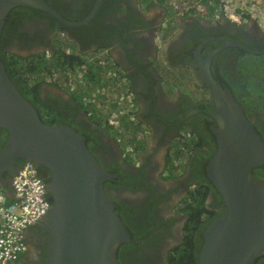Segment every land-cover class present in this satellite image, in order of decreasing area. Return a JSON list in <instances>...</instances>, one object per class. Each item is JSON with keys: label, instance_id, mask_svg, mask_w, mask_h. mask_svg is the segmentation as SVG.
I'll list each match as a JSON object with an SVG mask.
<instances>
[{"label": "flooded vegetation", "instance_id": "1", "mask_svg": "<svg viewBox=\"0 0 264 264\" xmlns=\"http://www.w3.org/2000/svg\"><path fill=\"white\" fill-rule=\"evenodd\" d=\"M43 1L64 21L76 22L89 15L97 0ZM202 1L198 3L201 10L180 13L173 7L175 0H102L94 18L80 27L68 26L50 13L25 5L13 7L4 19L0 39L3 63L11 54L22 61H32L41 57L58 59L66 53L86 62L108 65L114 56L116 65H112L125 77L132 103L138 109L139 127L147 132L141 134L146 137L140 142L142 149L134 148L132 152L124 147L127 141L122 143L119 136L125 135L127 129L120 123L115 128L105 114L98 122L93 120L83 103L49 80L38 86V101L26 98L44 123L64 124L83 135L102 170L114 175L103 182V189L115 203L114 211L129 234V241L117 248L119 264H170L169 252L183 241L187 220L184 201L190 192L198 191V196H202L199 188L207 190L203 203L211 215L194 232L197 255L204 240V228L225 209L223 198L206 170L216 150L217 126L207 113L214 110V104L200 64L211 53V76L242 106L264 143V102L259 100V106H245L240 82L242 61L252 55L244 48L264 51V28L254 19L233 22L224 17L221 7L210 10ZM139 3L145 8L139 7ZM153 7L159 11L149 14ZM113 16L118 18L112 20ZM227 41H235L243 48ZM160 59L167 71L190 72L195 83L207 88L208 97H197L195 101L185 95L167 98L160 87ZM15 85L19 91L23 90L21 85ZM55 90L59 93L55 94ZM191 109L200 111L185 116ZM185 132L190 137L196 135L202 147L193 149L184 165L173 159L177 156L176 141ZM7 139L8 133L0 129V149ZM24 161L16 160L17 164ZM33 165L47 185L50 179L47 169ZM252 173L264 181V164ZM4 176L12 181L7 172ZM46 197L48 211L24 229L25 248L15 264L46 261L50 234L45 223L53 203L47 188ZM202 217L208 215L204 213ZM253 264H264V255Z\"/></svg>", "mask_w": 264, "mask_h": 264}, {"label": "water", "instance_id": "2", "mask_svg": "<svg viewBox=\"0 0 264 264\" xmlns=\"http://www.w3.org/2000/svg\"><path fill=\"white\" fill-rule=\"evenodd\" d=\"M101 1L85 19L67 22L43 0H0V39L4 19L15 6L40 9L68 26L80 27L94 18ZM227 43L242 47L235 41ZM244 49L251 54L264 52ZM212 56L200 64L214 104L207 113L217 126L216 150L206 170L225 209L204 228L197 262L253 264L264 255V181L252 173L264 164V143L242 106L211 76ZM199 111L191 109L185 116ZM0 129L8 133L0 149V189L8 198L14 197V191L4 174L15 175L19 158L49 172L46 188L53 203L45 223L50 237L44 264H119L116 251L129 241V234L103 189V182L114 175L102 170L83 135L67 125L41 121L36 108L9 78L1 58Z\"/></svg>", "mask_w": 264, "mask_h": 264}, {"label": "trees", "instance_id": "3", "mask_svg": "<svg viewBox=\"0 0 264 264\" xmlns=\"http://www.w3.org/2000/svg\"><path fill=\"white\" fill-rule=\"evenodd\" d=\"M202 3L210 8V10H214L217 7H221L222 5L221 0H203ZM231 8L239 10L240 6L236 4V2H233ZM4 63L9 78L17 85H21L23 87V90H20L22 95L34 102L38 101V95L36 92L38 86L46 79H50L53 76V72L59 74L61 73L66 76L69 73H77L79 68L85 65L86 67L83 66L85 70L82 73V77L84 83L83 86L86 88L82 90L80 85L77 91L68 93L71 95L73 94L77 100L85 105V112H88L93 120L98 122L99 117L102 116V114H99V112H94L93 107L90 105L86 106L85 101L81 99H83L84 96H90L95 89H100L101 87L107 86L106 79H104V71L108 68V66L106 67L102 63L86 62L84 60L78 59L73 54L66 53H63L60 57H58V59H47L45 57H41L32 61H22L14 54H11L10 57H7L6 61L4 60ZM53 84L59 86L56 82H53ZM92 88L95 89L91 91ZM204 88L207 89L206 87ZM83 94L86 95L82 96ZM242 96L244 97V93ZM256 98L261 100L262 103L264 102V95L257 94ZM247 99L248 96L242 100L243 103H245V106L251 107L253 104L257 106L256 104L258 103H254V101H248ZM104 117L107 118L106 115H104ZM120 124L125 129L130 130L133 133L137 131V128L133 123L127 122L123 118L120 121ZM107 128L112 131L110 126ZM192 137L195 139L192 145V150L195 148H201V140L197 138L196 135H193ZM190 140L191 139H189V142ZM130 143H134L133 147L135 149H142V147H140V142H137L135 135H133ZM179 156L180 154H178L173 160L177 159ZM199 190L202 196H198V191H193L190 192L189 196L184 201V213L187 216V220L183 229L184 237L182 243L177 248L169 252L170 264H198L197 245L194 238V232L198 229L199 225L207 223V221L211 218L210 212L205 209L203 203L207 190L204 187L202 189L199 188ZM204 213L208 215V217L205 219L202 217Z\"/></svg>", "mask_w": 264, "mask_h": 264}, {"label": "built area", "instance_id": "4", "mask_svg": "<svg viewBox=\"0 0 264 264\" xmlns=\"http://www.w3.org/2000/svg\"><path fill=\"white\" fill-rule=\"evenodd\" d=\"M198 3L194 0H181L178 3H174L173 6L178 12L182 13L188 9H200ZM181 7L184 10L180 9ZM231 9V6L226 5V15L232 20H237L238 15ZM106 74L107 77L113 75L109 71ZM74 87L71 86L70 90L74 89ZM98 93L105 94V90L100 89L95 92V94ZM128 97L130 96H127L126 103H123L122 108L115 111L110 117V123L115 128L119 126L120 122L118 123V119L120 116L129 114L130 118L133 117V104ZM86 100L95 102V96ZM96 105L99 106L98 104ZM130 118L128 119L132 120ZM143 135H145V132ZM128 136L130 137L131 135L128 134ZM135 138L141 141L143 137L137 133ZM189 139H191L190 135L184 133L178 140V149L181 154L179 160L184 165L192 153V143L189 142ZM126 149L129 152L133 151L132 146L126 147ZM12 188L14 191V199L10 202L6 201L4 193L0 191V264L16 263L19 254L24 250L22 235L24 229L28 225L38 221L47 212L49 206L46 198V184L37 174L36 168L30 161H24L19 167L13 176Z\"/></svg>", "mask_w": 264, "mask_h": 264}, {"label": "rangeland", "instance_id": "5", "mask_svg": "<svg viewBox=\"0 0 264 264\" xmlns=\"http://www.w3.org/2000/svg\"><path fill=\"white\" fill-rule=\"evenodd\" d=\"M236 0H227L226 1V5L227 6H231L233 2H235ZM175 24V23H174ZM241 78H240V82L241 85L243 87V93H244V98L248 96V101H254V103H258L257 105L259 106V99L256 98L257 94L260 95H264V55H250L249 57H246L241 64ZM80 72L78 73H69V75H67L66 77L63 74H58V75H54L52 76L50 79L53 82L56 83H63L65 81V84H60L58 86V88H63L65 92H72V90L70 91V87L71 86H75V91L78 90L79 88V84H80ZM246 89V90H245ZM55 94L59 93V90H55ZM248 93H247V92ZM94 93V92H93ZM250 94V96H249ZM247 95V96H246ZM102 99V103L99 105V109H101L102 112H106L110 113V111H112V105H116L118 104V100H117V94L116 91H113L109 86L108 89H106V95L102 96L99 95L96 97V99ZM111 105V106H105L102 107V105ZM135 117L133 119V117L130 118L129 114H126V116L132 120H129L127 117L125 116H120V118L118 119V123L122 120V118L124 120H126L127 122H131L134 124V126L137 129H141V131L138 134H143L144 132L142 131V129L145 128H140L138 126V117H137V107L135 108ZM111 115V114H110ZM129 136L128 134H125L123 136L120 137L122 143H125L128 140ZM146 137L143 136L142 141L145 139ZM178 141V140H177ZM137 142H140L139 140H137ZM126 145V144H125ZM130 146H127V148ZM181 157V154H180ZM180 163L179 159H175L174 162Z\"/></svg>", "mask_w": 264, "mask_h": 264}, {"label": "clouds", "instance_id": "6", "mask_svg": "<svg viewBox=\"0 0 264 264\" xmlns=\"http://www.w3.org/2000/svg\"><path fill=\"white\" fill-rule=\"evenodd\" d=\"M195 1V0H194ZM200 1H202V0H200ZM200 1H197V2H200ZM226 1L227 0H221V3H222V5H221V8H222V10H223V13L222 14H224V17L225 18H227V19H229V20H231V21H233V22H241V21H243V20H247V19H254L255 21H256V23L261 27V28H264V10L262 11V18H261V14L259 13V12H253L252 10H247V9H249L250 7H251V5H252V2H247V1H245V0H236L235 2H236V4H238L239 6H240V9L239 10H235V9H231V10H233L234 11V13L235 14H237L238 15V19L237 20H232V19H230V18H228V16L226 15V12H225V8H226ZM175 3H176V0H175ZM174 7V6H173ZM204 7H207L205 4H204ZM149 14H153V13H149ZM254 55H263V54H254ZM109 63H112V64H114V65H116L115 63H114V58L113 57H111V61L109 62ZM160 63L161 64H164V60H162V59H160ZM103 65H105L106 67L108 66V68L104 71V79H106V84H107V86L106 87H101L100 89L101 90H105V94H100V93H98V94H95V92L97 91V90H100V89H95V88H92L91 89V91H93L94 89V93L92 92V94L90 95V96H84V95H86V94H83L82 96H84L83 97V99H81V100H83V101H85V104H86V106L87 105H90L91 107H93V110H94V112H99V114H105L106 112H102L101 111V109H99V108H97V107H99V106H97L96 104H98V105H100L101 103H102V99L101 98H99V99H96V97L97 96H99V95H106V89H108V86L113 90V91H116V94H117V100H118V104H117V106L114 104V105H112V111H110V113H107V114H105V115H107L108 116V118H109V121H110V117L112 116V114H114L115 113V111H117V110H119V109H121L122 108V106H123V103H126V98H127V96H130V97H128V98H130V100L132 101V95H131V92H130V90L128 89V86H127V83H126V80H125V77L121 74V72H119L117 69H116V67H114L112 64H104V63H102ZM85 66V65H84ZM86 67V66H85ZM84 70H85V68H79V70L77 71V73L78 72H80V84H79V87H80V85H81V89L83 90V89H85L86 87H84L83 85H84V83H83V77H82V73L84 72ZM109 71V73H112L113 75L111 76V77H107V74H106V72H108ZM59 73H56V72H53V76L54 75H58ZM67 75H69V74H67ZM66 75V76H67ZM65 76V77H66ZM47 81L49 80L50 82H52L53 83V81L51 80V79H46ZM45 82V81H44ZM58 85H60V84H64L65 86H66V84H65V82H63V83H57ZM56 86V85H55ZM58 87V86H57ZM75 87H74V89H72V92H75ZM71 91V90H70ZM71 92V93H72ZM92 96H95V102H89V101H87L86 99H91L92 98ZM94 103H96V104H94ZM133 104V103H132ZM105 106H111V105H107V104H105V105H102V107H105ZM135 105L133 104V109H134V112H133V119H134V117H135ZM111 114V115H110ZM123 116H125V115H123ZM126 117V116H125ZM137 131L135 132V133H133V132H131L130 130H127V133L126 134H130L131 136L128 138V140H127V142L125 143L126 145L124 146V147H127L128 145H130V146H132V149L134 150V147H133V145H134V143H130V140L133 138V135H135V137H136V134L137 133H139L140 132V130L139 129H136ZM144 132H145V135H147L146 133V131L144 130ZM185 133H187V132H185ZM120 137L121 136H123V135H119ZM141 142V141H140ZM191 143H192V145H193V142H194V138H192L191 137V141H190ZM177 146H178V141H176V144H175V147H176V149H177V155L178 154H180V151L178 150V148H177ZM192 153H193V150H192ZM191 153V154H192ZM191 156V155H190ZM180 158V156L177 158V159H179ZM25 161H28V160H25ZM31 162V161H30ZM22 165V164H21ZM20 165V166H21ZM19 166V167H20ZM19 167H18V169H19ZM17 169V170H18ZM17 172V171H16ZM16 174V173H15ZM12 179H13V177H12ZM11 183H12V181H11ZM2 189H0V191H1ZM2 192V191H1ZM4 192V191H3ZM5 195V194H4ZM6 197V196H5ZM47 198V197H46ZM14 199V198H13ZM12 199V200H13ZM12 200H8L7 198H6V201L7 202H10V201H12ZM48 200V199H47ZM48 203H49V201H48ZM48 211V210H47ZM22 235H23V233H22ZM23 243H24V241H23ZM24 248H25V245H24ZM24 251V250H23ZM23 251L20 253V254H22L23 253ZM20 254H19V256H20ZM19 256H18V258H19ZM18 260V259H17Z\"/></svg>", "mask_w": 264, "mask_h": 264}, {"label": "crops", "instance_id": "7", "mask_svg": "<svg viewBox=\"0 0 264 264\" xmlns=\"http://www.w3.org/2000/svg\"><path fill=\"white\" fill-rule=\"evenodd\" d=\"M247 2H252V5L247 10H252L254 13L259 12L262 16V11L264 10V0H245ZM139 7L145 8L142 4L139 3ZM159 11L158 7H153L149 9L148 13L156 14ZM122 12H125V8L123 7ZM118 17L113 16L112 20H116ZM114 58V56H113ZM160 71V87L167 98L172 99L173 97H178L179 95H185L191 97L193 101L197 99V97H208V91L204 87L200 86L190 76V72H185L184 74H180L177 69L172 71L166 70L165 64H159ZM139 126V123H138ZM141 131V129H139ZM145 129H142L144 132ZM3 192V189L1 190ZM8 200H12L13 198H8L6 193L3 192Z\"/></svg>", "mask_w": 264, "mask_h": 264}]
</instances>
